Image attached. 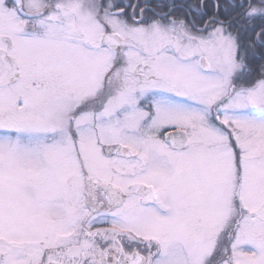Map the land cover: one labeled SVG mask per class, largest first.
<instances>
[{
    "label": "snow or ice",
    "instance_id": "1",
    "mask_svg": "<svg viewBox=\"0 0 264 264\" xmlns=\"http://www.w3.org/2000/svg\"><path fill=\"white\" fill-rule=\"evenodd\" d=\"M0 264H264V0H0Z\"/></svg>",
    "mask_w": 264,
    "mask_h": 264
}]
</instances>
